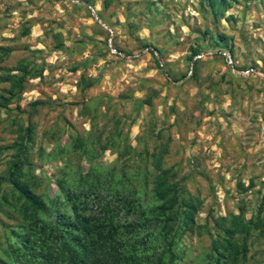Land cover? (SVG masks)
Masks as SVG:
<instances>
[{
	"label": "rangeland",
	"instance_id": "obj_1",
	"mask_svg": "<svg viewBox=\"0 0 264 264\" xmlns=\"http://www.w3.org/2000/svg\"><path fill=\"white\" fill-rule=\"evenodd\" d=\"M217 32L228 35L231 52L217 53L208 40ZM193 46L201 51L188 59ZM19 62L32 68L0 106V173L18 126L31 123L28 163L20 168L50 206L62 203L55 180L63 173L83 177L89 163L118 174L138 165L151 171L150 152L160 149L162 163L201 199L197 226L182 234L173 264L207 260L209 235L200 225L211 217L254 213L264 196V0L210 7L198 0H0V91L8 86L3 75L20 73ZM148 97L150 105L137 107ZM116 129L133 146L117 158ZM75 135L87 152L74 147ZM7 206L0 196L1 259L17 244L9 229L20 221ZM247 243L246 264H264V237L253 232Z\"/></svg>",
	"mask_w": 264,
	"mask_h": 264
},
{
	"label": "trees",
	"instance_id": "obj_2",
	"mask_svg": "<svg viewBox=\"0 0 264 264\" xmlns=\"http://www.w3.org/2000/svg\"><path fill=\"white\" fill-rule=\"evenodd\" d=\"M231 1L198 0V3L206 7L228 6ZM208 40L218 46L217 53L232 50L225 33L217 32ZM200 51L193 46L187 58ZM156 63L160 66L157 60ZM196 63L194 58L191 75ZM26 64L19 62L15 67L20 73L3 75L8 86L0 91V106H7L22 89L23 77L32 68ZM166 75L172 76L168 72ZM92 80L87 77L84 86H90ZM135 103L137 107L150 105L151 98L137 99ZM32 127L31 123L18 126L19 141L12 143L15 151L5 172L0 173V196L20 218L9 229L17 244L4 249L6 258H0V264H173L181 257L179 239L197 226L194 215L201 199L175 178L176 171L171 166L162 163L160 149L150 152L151 171L138 165L133 173L123 167L119 174L111 166L98 168L97 164L89 163L92 158L86 155L89 166L83 177L65 172L55 180L62 203L54 200L50 206L36 192L27 171L20 168L28 163L26 151L32 141ZM120 133V129L113 133L116 140L122 141L115 158L133 150L125 142L126 134ZM73 144L83 152L88 150L79 135L73 137ZM69 176L74 179L72 185L68 183ZM4 182L10 185L7 191L2 187ZM6 215L11 216L9 210ZM201 226L209 235L210 249L207 260L197 264H246L248 236L255 232V236L264 237V196L247 218L239 208L237 212L211 217L210 225L205 222Z\"/></svg>",
	"mask_w": 264,
	"mask_h": 264
},
{
	"label": "water",
	"instance_id": "obj_3",
	"mask_svg": "<svg viewBox=\"0 0 264 264\" xmlns=\"http://www.w3.org/2000/svg\"><path fill=\"white\" fill-rule=\"evenodd\" d=\"M96 17V16H95Z\"/></svg>",
	"mask_w": 264,
	"mask_h": 264
}]
</instances>
